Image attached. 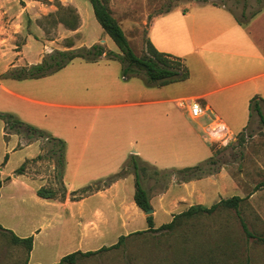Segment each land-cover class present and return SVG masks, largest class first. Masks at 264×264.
<instances>
[{
	"label": "crops",
	"instance_id": "0c3cea01",
	"mask_svg": "<svg viewBox=\"0 0 264 264\" xmlns=\"http://www.w3.org/2000/svg\"><path fill=\"white\" fill-rule=\"evenodd\" d=\"M39 1L54 0H0V76L11 68L36 65L52 52L35 23L44 14L20 5ZM56 1L69 5L71 0ZM74 7L79 19L70 32L79 35L74 47L102 41L107 50L120 53L108 46L111 39L103 31L85 45L83 29L91 14L82 6L84 18ZM147 32L157 51L182 59L189 72L185 81L147 87L138 78H124L120 64L105 57L95 62L73 59L36 79H0V113L64 143L58 175L51 158L38 159L45 153L42 139H28L0 119V228L20 239L32 237L27 264H57L75 252L115 245L99 244L109 235L117 240L138 232L169 240L153 244L152 264H253L250 253L256 238L238 235L244 243L229 245L223 220L187 219L194 220L196 231L181 242L175 234L148 231L147 216L133 200L132 174L77 197L79 190L116 173L129 155L160 173L209 159L212 147L203 137L207 117L191 120L178 101L199 102L234 135L248 126L250 99L258 96L264 103V0L246 23L222 5L193 3L154 18ZM176 177L170 176L159 193L149 192L152 229L192 206L217 203L219 191L209 185V178L177 182ZM39 190L50 195L41 197ZM219 223L217 242H211L203 225ZM118 225L123 232H117ZM245 252L249 254L243 261ZM80 258L87 257L79 255L73 264Z\"/></svg>",
	"mask_w": 264,
	"mask_h": 264
},
{
	"label": "rangeland",
	"instance_id": "374dc122",
	"mask_svg": "<svg viewBox=\"0 0 264 264\" xmlns=\"http://www.w3.org/2000/svg\"><path fill=\"white\" fill-rule=\"evenodd\" d=\"M106 7L111 16L121 27L126 41L133 53L142 57L144 55V47L148 41V27L151 21L169 9H186L195 0H100ZM208 3L222 5L228 9L240 22L246 23V19L257 10L262 0H205ZM57 1H39L22 7H27L35 11L36 14H44L41 18L36 19V24L41 26L44 31L43 44L47 45V49L67 50L75 48L79 41V35H71V27H78L79 19L77 9L79 7L81 14L85 18L82 6H86L91 14V19L84 24V43L91 45L102 34V30L96 22L90 3L87 0H71L70 4L60 5ZM202 4V3H200ZM168 11V12H170ZM47 13V14H46ZM46 14V15H45ZM246 25V24H245ZM35 39L41 40L40 37L34 36ZM21 41V39H19ZM18 41V43H20ZM108 46L116 49L110 40ZM99 45L107 50L106 44L100 42ZM45 49V48H44ZM244 131L240 132L225 146L211 145L213 152H216L215 160L217 163L208 171L207 175L200 179L209 178L210 186H217L219 198L217 203L222 199H229L238 196L241 201L238 202L237 212L233 208L226 206H218L211 214L201 213L192 217L223 220V229L226 243L229 245L244 243L239 242L238 235L244 236L241 228L240 220L243 221L247 230L258 238H264V126L258 121L255 114L251 119L250 125L246 126ZM44 151L47 149L45 141L42 139ZM45 154V153H44ZM129 170H126L128 173ZM174 176L173 172L160 173L156 172L152 167L144 165L140 172V181L142 187L148 192L157 194L162 191L167 184L170 176ZM177 178V182L180 180ZM199 180V179H197ZM132 189H134V177H131ZM208 190L211 187L208 186ZM60 191V188L58 189ZM207 208L214 205L208 202ZM216 204V203H215ZM151 209V208H150ZM144 213V212H143ZM192 221L182 219L177 221V225L165 233L175 234L177 242L185 241V234L194 232L197 225ZM169 221V220H167ZM204 228L210 232L209 240L217 242L216 232L221 225L204 224ZM117 232H123L117 226ZM175 238V239H176ZM121 239V240H120ZM120 240V241H119ZM189 240V238H188ZM169 240H162L161 237L148 236L144 233H135L130 237L115 238L114 234L109 235L99 244L109 245L112 243L119 245L109 251H101L87 258H80L76 264H152L155 260L154 253L151 252L153 244H161ZM254 248L250 253L253 264H262L264 259V242L253 239ZM98 244V245H99ZM100 247V248H101ZM228 256L232 257V249L227 251ZM239 254V252L237 251ZM27 248L23 243H17L12 240L9 233L0 229V264H27ZM249 253L242 254L241 260L245 261ZM241 255V253H240ZM239 258V256H238Z\"/></svg>",
	"mask_w": 264,
	"mask_h": 264
},
{
	"label": "trees",
	"instance_id": "16d2710c",
	"mask_svg": "<svg viewBox=\"0 0 264 264\" xmlns=\"http://www.w3.org/2000/svg\"><path fill=\"white\" fill-rule=\"evenodd\" d=\"M87 1L91 5L93 16L96 22L98 23L102 31L115 44V46L118 48L120 53H115L113 51L105 50L103 46L99 44H94L90 47H78L67 50H54L51 53L45 55L40 63L29 67L11 68L6 73L2 74L0 76V79H6V78L15 79V80L36 79L47 76L63 68L73 59L78 58L87 62H95L101 57H105L107 59L117 61L120 64L121 75L124 78L127 79L138 78L147 87H161L170 83L185 81L188 78L189 72L182 59L172 56L170 54L157 51L149 41H146L145 43L144 55L142 57L136 56L133 53V51L130 49L121 27L116 22V20L111 16V14L106 9V7L101 3V1L100 0H87ZM195 2L206 3L205 0H195ZM58 6L61 7L59 2H58ZM168 11L170 10L167 9L164 13H167ZM76 28L77 27L72 26L71 30H75ZM248 109H249L248 126L249 123L251 122L253 114L256 115L258 121L264 126L263 101L258 96L252 97L249 101ZM0 119L4 121L8 129L14 131H23L24 133H26L28 139H32V138L43 139L45 141V146L47 145V149L44 155L38 156V159L46 156L51 158L52 161L54 162L56 173L58 175L61 174L64 165L63 141L51 137L49 134H47L42 130L23 124L11 114L0 113ZM211 151H212V156L209 159L205 160L204 162L197 164L193 167L174 170L172 172L178 177V179L181 182H186L189 180H197L202 178V176L207 175L209 173L208 171L217 163V160H215L216 152H213L212 148ZM144 165L145 163L142 162L139 158L133 155H129L126 161L122 164V166L116 173L108 176L105 180H103V182H96L92 186L79 190L77 197H80L92 191H96L102 187L108 186L112 182L124 178L128 174H132L134 177V187H135L134 196H133L134 203L141 211L145 212L149 210L151 207L149 204V194L142 187L139 178L140 172L142 171ZM127 169L129 170L128 173H126ZM0 186H1V182H0ZM38 195L41 197H45L47 195H50V193L48 194L46 190H39ZM239 201H241V199L238 196H233L229 199L220 200L218 203L212 205L210 208H206L200 205L192 206L187 211L174 216V218L170 223L161 225L157 229H152V218L151 215H148L146 217L148 231H153V232L169 231L177 225L178 220L179 221H181L182 219L187 220L201 213L211 214L217 209L218 206H226L228 208H233L237 212ZM240 224L243 233L248 238H256L258 241L264 242V238H258L254 236L251 232H249L243 221L240 220ZM7 233L11 235L12 240L14 242L25 244L27 248V252H29V250L31 249L32 237L20 239L14 236L11 232H7ZM118 245L119 242L113 246H110L109 248H101L96 252H87L84 254L75 252L61 258V260L57 264H73L75 262L76 257L79 255L88 257L104 250L116 248Z\"/></svg>",
	"mask_w": 264,
	"mask_h": 264
},
{
	"label": "built area",
	"instance_id": "2783aa9c",
	"mask_svg": "<svg viewBox=\"0 0 264 264\" xmlns=\"http://www.w3.org/2000/svg\"><path fill=\"white\" fill-rule=\"evenodd\" d=\"M178 107L185 108L188 112V117L191 120H198L202 117H207L208 122L204 127V139L213 145L225 146L230 141H233L236 135L232 134L222 120L210 112V110L202 106L195 100H180L177 103Z\"/></svg>",
	"mask_w": 264,
	"mask_h": 264
},
{
	"label": "water",
	"instance_id": "95a60500",
	"mask_svg": "<svg viewBox=\"0 0 264 264\" xmlns=\"http://www.w3.org/2000/svg\"><path fill=\"white\" fill-rule=\"evenodd\" d=\"M151 213H152V209H149V210H147V211L144 212V214L146 216L151 215Z\"/></svg>",
	"mask_w": 264,
	"mask_h": 264
}]
</instances>
